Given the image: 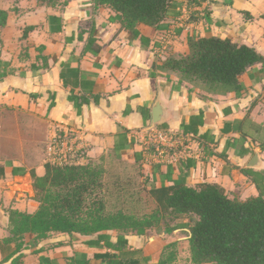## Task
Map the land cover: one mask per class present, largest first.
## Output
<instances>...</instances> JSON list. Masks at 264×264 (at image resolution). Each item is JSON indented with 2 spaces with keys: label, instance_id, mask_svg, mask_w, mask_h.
<instances>
[{
  "label": "crops",
  "instance_id": "0c3cea01",
  "mask_svg": "<svg viewBox=\"0 0 264 264\" xmlns=\"http://www.w3.org/2000/svg\"><path fill=\"white\" fill-rule=\"evenodd\" d=\"M175 5L161 28L138 25L134 36L92 0H60L57 6L0 0L6 13L0 28V264L19 254L22 264H40L41 257L52 264L81 257L103 264L95 255L118 254L103 242L88 246L78 235L75 242L62 234L35 242L25 234L17 254L14 243L3 245L7 212L36 211L30 174L44 175L46 153L57 138L75 153L76 164L107 156L138 168L147 190L213 183L230 198L258 196L252 180L264 175V65L249 68L236 90H225L185 81L164 63L186 55L189 38L208 36L263 55L264 0ZM157 98L164 120L152 128ZM154 132L173 145L169 163L157 162L149 150ZM186 222L127 235L128 250L157 264L173 244L166 251L174 255L170 264H191ZM109 235L115 242L117 233Z\"/></svg>",
  "mask_w": 264,
  "mask_h": 264
},
{
  "label": "trees",
  "instance_id": "16d2710c",
  "mask_svg": "<svg viewBox=\"0 0 264 264\" xmlns=\"http://www.w3.org/2000/svg\"><path fill=\"white\" fill-rule=\"evenodd\" d=\"M46 6L60 5V0H36ZM95 6L110 9L120 26L139 36L138 25L161 28L171 14L175 0H92ZM6 13L0 11V28L5 25ZM26 35V31L23 37ZM186 55L170 56L165 69L181 79L209 89L225 90L238 87V79L256 64L264 65V54L252 47L218 37H197L187 40ZM150 151L153 150L151 146ZM116 156V155H115ZM101 156L96 163L46 162L44 175L31 172L33 200L38 204L32 214L15 210L7 212L9 237L3 245L15 244L14 253H20L25 234L34 240L47 239L52 234L85 238L88 246L104 245L117 252L95 255L103 264H148L137 250H128L127 235H144L160 225L168 227L177 220L186 219L183 228L188 231L191 264H264V175L253 179L257 197L244 201L230 198L225 190L213 183L187 187L183 182L146 189V201L151 211L137 217L107 212L101 193L104 189V167ZM1 177V176H0ZM110 231L117 233L110 241ZM169 244L157 264H170L174 258L167 253ZM165 252V254H164ZM12 256V255H11ZM22 254L10 264H22ZM69 264H88L86 258H70ZM40 264H52L41 257Z\"/></svg>",
  "mask_w": 264,
  "mask_h": 264
},
{
  "label": "rangeland",
  "instance_id": "374dc122",
  "mask_svg": "<svg viewBox=\"0 0 264 264\" xmlns=\"http://www.w3.org/2000/svg\"><path fill=\"white\" fill-rule=\"evenodd\" d=\"M61 143H63V138H57L49 146L52 151L46 153L47 160L53 157L56 161H62L64 159L63 155L58 152ZM75 158V153L71 154L69 152L66 154V160L69 162H73ZM97 160L93 161L100 163ZM86 163L87 160L83 164ZM102 166L104 167V189L101 195L102 199L105 200L107 212H117L120 210L125 214L140 217L151 211L152 208L149 202H145L146 180L138 168L131 167L126 162L118 161L107 156L104 157ZM110 233L114 234L116 232L110 231ZM54 235L52 234L50 236L52 237Z\"/></svg>",
  "mask_w": 264,
  "mask_h": 264
},
{
  "label": "built area",
  "instance_id": "2783aa9c",
  "mask_svg": "<svg viewBox=\"0 0 264 264\" xmlns=\"http://www.w3.org/2000/svg\"><path fill=\"white\" fill-rule=\"evenodd\" d=\"M162 134L158 133V132H154L151 133V135H149V144L148 147H153V151H152V155L154 160H156L159 163H169L172 160V154H170V149L173 147V145L171 147H169L168 143L170 142V140L164 142V140H162L163 137H161ZM49 151L51 152L52 149H49ZM54 151V150H53ZM70 151V149H68V147H63V144H60V149L58 150V152H60L63 155V160L62 161H66V154ZM55 158L53 157L52 159H50V162H55ZM57 162H61V161H57Z\"/></svg>",
  "mask_w": 264,
  "mask_h": 264
},
{
  "label": "water",
  "instance_id": "95a60500",
  "mask_svg": "<svg viewBox=\"0 0 264 264\" xmlns=\"http://www.w3.org/2000/svg\"><path fill=\"white\" fill-rule=\"evenodd\" d=\"M163 120H164V108L159 98H157L151 110L152 128H156L158 125L162 124ZM251 167H254V166H251ZM72 240L75 242L79 240V238L77 237V235L74 234L72 235Z\"/></svg>",
  "mask_w": 264,
  "mask_h": 264
}]
</instances>
